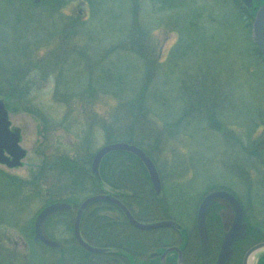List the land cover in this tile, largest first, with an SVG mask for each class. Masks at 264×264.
<instances>
[{"label":"rangeland","instance_id":"rangeland-1","mask_svg":"<svg viewBox=\"0 0 264 264\" xmlns=\"http://www.w3.org/2000/svg\"><path fill=\"white\" fill-rule=\"evenodd\" d=\"M0 98L28 151L21 167L0 164L1 264L29 261L36 217L74 192L57 163L92 171L109 133L151 153L172 220L195 229L203 198L225 189L264 233V157L250 149L264 135V60L236 0H0ZM217 203L231 225L232 207ZM47 221L50 238L73 236Z\"/></svg>","mask_w":264,"mask_h":264},{"label":"trees","instance_id":"trees-1","mask_svg":"<svg viewBox=\"0 0 264 264\" xmlns=\"http://www.w3.org/2000/svg\"><path fill=\"white\" fill-rule=\"evenodd\" d=\"M30 1L34 3L35 0ZM40 1L51 3V7L57 8L67 0ZM263 2L264 0H256L253 7L249 8L243 5L240 0H236L238 11L247 20L248 28H252L256 10ZM133 40H136L137 45L142 43L137 36H134ZM255 51L257 56L264 60L256 43ZM109 138L110 143L125 141L143 149V146L132 137L130 139L123 136L112 138V133H109ZM253 145L252 148L249 146L250 149H253L255 154L256 152L262 153L264 157V135L257 142L253 141ZM145 151L151 156L150 152ZM61 161L57 163L56 169H62L69 174L70 186L74 188V192L71 193L70 198L64 199V201L71 203L73 210L56 212L49 219L68 221L72 232L80 205L76 194L80 192V189H83L84 193L82 194L87 196L103 193L105 190L102 187V182L115 190L123 191L118 195L120 200L138 220L150 222L171 219L167 214L160 212V209L165 205V196L155 193L145 165L134 154L126 151L109 153L103 159L100 172L97 175L89 169L90 160L83 161V163L70 160ZM88 184H92L93 187L88 188ZM218 208L219 205L216 201L209 211L210 249L206 256L201 254L196 228L191 229L181 224L180 229L140 230L127 221L125 214L117 206L107 202H97L84 213L81 221V233L89 244L108 248L110 251L102 254L87 251L77 242L74 234L71 238L62 239L60 248L46 246L41 242H36L33 238V241L30 242V256L29 253H25V258L30 260L24 264H161V255L172 246H179L183 249L182 264H214L218 257L226 225L219 221L221 218L217 214ZM110 210L120 211L121 218L114 219L105 214ZM48 222L46 221L47 224ZM45 228L47 230V227ZM262 241H264V233L254 232L248 226L247 236L234 244V255L229 264H242L245 253L253 245ZM12 256L14 261L18 260L17 254L12 253ZM167 262L168 264H178L177 254H170ZM258 264H264V253L260 255Z\"/></svg>","mask_w":264,"mask_h":264},{"label":"water","instance_id":"water-1","mask_svg":"<svg viewBox=\"0 0 264 264\" xmlns=\"http://www.w3.org/2000/svg\"><path fill=\"white\" fill-rule=\"evenodd\" d=\"M246 6H251L253 0H241ZM253 37L264 55V3L258 8L253 20ZM12 122L9 118V112L3 99L0 98V163L6 164L9 167L21 166L22 160L27 155V150L21 146V129L14 127L11 129ZM114 151H127L137 156L146 166L150 180L154 190L160 194L162 191V183L158 169L147 153L134 144L126 142H115L104 145L95 154L92 164L94 173L99 172L100 164L103 158ZM218 199L226 200L234 211V220L223 237L220 247L219 256L215 264H227L234 253L233 245L236 240L245 238L247 235V223L245 222L244 208L240 200L227 190H215L208 193L202 200L197 213V229L200 240L202 253H206L209 249V232L207 227V218L211 205ZM97 201H108L119 206L125 213L130 224L141 230H154L159 228H178L179 224L173 220H160L156 222H141L137 220L129 209L115 196L106 194L94 195L86 198L81 204L75 221L74 233L77 241L88 251L93 253H104L107 249L96 247L89 244L82 237L80 226L84 212ZM72 205L66 202H56L46 206L37 216L35 221V240L41 241L50 247H59L58 241L49 239L43 232V224L45 220L54 212L59 210L71 209ZM264 251V241L252 246L244 256L243 264H250V259L253 255ZM171 252H177L180 259L182 258V250L178 246L168 248L162 257L163 264L166 263V257Z\"/></svg>","mask_w":264,"mask_h":264},{"label":"flooded vegetation","instance_id":"flooded-vegetation-1","mask_svg":"<svg viewBox=\"0 0 264 264\" xmlns=\"http://www.w3.org/2000/svg\"><path fill=\"white\" fill-rule=\"evenodd\" d=\"M253 1H256V0H253ZM157 221V220H156ZM232 224V223H231ZM230 226L231 225H225V227H224V234H223V236L226 234V231L230 228ZM207 227H208V221H207ZM197 230V229H196ZM208 232H209V227H208ZM197 235H198V231H197ZM223 238V237H222ZM198 240H199V236H198ZM238 241V240H237ZM199 245H200V240H199ZM221 247V246H220ZM234 247V246H233ZM181 248V247H180ZM200 249H201V247H200ZM209 249H210V233H209ZM209 249H208V251L206 252V254H204V253H201L202 255H207L208 253H209ZM234 249V248H233ZM181 250H182V258H183V249L181 248ZM219 252H220V250H219ZM173 254L174 253H176L177 254V259H178V264H182V258L180 259V257H179V254L177 253V252H172ZM171 253V254H172ZM233 255H234V253H233ZM233 255H232V257H233ZM218 256H219V253H218ZM245 256V255H244ZM162 257H163V254L161 255V264H163V261H162ZM231 257V258H232ZM231 258L229 259V261H228V263L227 264H229V262H230V260H231ZM168 259V258H167ZM217 261V260H216ZM216 261H215V263H216ZM243 261H244V258H243ZM166 263L168 264V262H167V260H166ZM214 263V264H215ZM243 264V263H242Z\"/></svg>","mask_w":264,"mask_h":264},{"label":"bare ground","instance_id":"bare-ground-1","mask_svg":"<svg viewBox=\"0 0 264 264\" xmlns=\"http://www.w3.org/2000/svg\"><path fill=\"white\" fill-rule=\"evenodd\" d=\"M255 262H256V257L255 255H253L250 259V264H255Z\"/></svg>","mask_w":264,"mask_h":264}]
</instances>
